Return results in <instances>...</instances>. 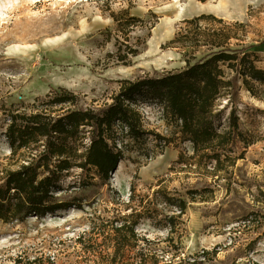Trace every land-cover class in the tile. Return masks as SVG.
<instances>
[{"label": "rangeland", "instance_id": "1", "mask_svg": "<svg viewBox=\"0 0 264 264\" xmlns=\"http://www.w3.org/2000/svg\"><path fill=\"white\" fill-rule=\"evenodd\" d=\"M112 14L141 21L125 38ZM201 14L222 19L240 43L252 44L255 65L264 69V0H0V100L28 104L62 87L78 95V107L102 106L120 80L196 61L204 48L189 55L170 41L184 20ZM235 22L243 26L235 28ZM131 48L138 50L134 57ZM234 106L240 130L252 143L238 141L235 154L244 158L222 178L177 165L180 155L192 154L191 145L181 141L158 104L137 97L144 127L169 141L150 138L147 156L127 152L108 185L61 193L79 198L80 208L21 222L0 220V264H264V100L241 89ZM3 115L0 109V175L15 167ZM73 176L63 181L65 188ZM132 185L134 208L146 205L158 187L173 197L197 190L196 199L180 215L153 200L152 217L139 219L134 235L118 244L116 229L141 212L126 207ZM172 215L174 226L167 218Z\"/></svg>", "mask_w": 264, "mask_h": 264}, {"label": "trees", "instance_id": "2", "mask_svg": "<svg viewBox=\"0 0 264 264\" xmlns=\"http://www.w3.org/2000/svg\"><path fill=\"white\" fill-rule=\"evenodd\" d=\"M112 18L116 30L123 31L125 38L129 37V27L141 21L128 14L121 18L112 14ZM204 22L221 26L203 27ZM183 24L170 43L187 49L189 55L201 48L205 52L179 70L120 80L118 90L102 106L78 107V95L62 87L51 89L28 104L6 106L0 100L9 158L15 164L0 175L2 222L44 218L70 207L80 208L79 198L61 193L74 187L108 185L111 173L127 152L138 151L147 156L150 138L157 143L169 141L144 127L135 107L139 96L158 104L164 117L178 128L181 141L191 145L192 154H182L176 161L177 165H184L182 169L224 178L236 161L244 158L243 152L235 154L238 141L242 140L244 147L252 142L240 130L234 103L241 89L264 100V69L255 65L253 45L240 43L222 19L201 14ZM232 26L243 24L235 22ZM234 39L237 42H232ZM137 54L138 50H129V56ZM74 171L78 172L73 176ZM72 176L73 182L65 188L63 181ZM135 191L132 185L127 208L137 196ZM206 191L211 190H202ZM196 193L197 190L188 189L173 197L164 187L156 188L146 205L139 202L140 208L131 207L141 212L131 213L133 222L116 229L120 233L116 242L121 244L134 235L139 219L152 217L156 209L153 200L164 208L176 209L180 215L189 199H196ZM167 218L169 225L174 226L175 216Z\"/></svg>", "mask_w": 264, "mask_h": 264}]
</instances>
